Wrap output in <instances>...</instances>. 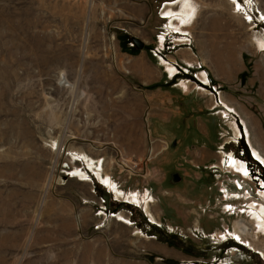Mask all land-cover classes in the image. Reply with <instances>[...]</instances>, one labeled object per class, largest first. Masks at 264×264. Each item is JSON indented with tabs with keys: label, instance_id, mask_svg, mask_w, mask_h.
<instances>
[{
	"label": "rangeland",
	"instance_id": "obj_1",
	"mask_svg": "<svg viewBox=\"0 0 264 264\" xmlns=\"http://www.w3.org/2000/svg\"><path fill=\"white\" fill-rule=\"evenodd\" d=\"M141 1L154 42L136 50ZM231 1L0 0V264H264V190L224 166L264 183V0ZM87 162L124 195L108 208Z\"/></svg>",
	"mask_w": 264,
	"mask_h": 264
},
{
	"label": "bare ground",
	"instance_id": "obj_2",
	"mask_svg": "<svg viewBox=\"0 0 264 264\" xmlns=\"http://www.w3.org/2000/svg\"><path fill=\"white\" fill-rule=\"evenodd\" d=\"M186 2V1H185ZM177 3V2H176ZM187 3H188V1H187ZM231 3H233V0L231 1ZM234 4V6H236L237 7V2L236 3H233ZM172 5H177V4H171V5H169L168 7L170 8V7H173ZM187 7H188V5H187ZM187 7H186V10H188L187 9ZM169 8H167V9H165V14H166V16H169L170 14L171 15H173V13L172 12H169L170 11V9ZM236 9H238V8H236ZM175 15H177V14H175ZM185 15H188L187 14V11H186V13H184V17H185ZM180 19V18H179ZM251 20V19H250ZM168 21H169V19H168ZM181 21H182V19H181ZM180 21V22H181ZM183 22V21H182ZM182 24H184V23H182ZM263 48H264V46H263ZM262 50H264V49H262ZM168 69V71H169V73H170V75H172L173 73H174V70H173V68L172 67H169V68H167ZM228 68H223L222 69V71L223 72H227L228 73V70H227ZM61 83H63L64 84V82H63V79H61V81H60ZM244 130L246 131V127L244 126ZM246 136H247V131H246ZM238 136V135H237ZM248 140V139H247ZM248 144H249V148H250V151H251V154H252V157L255 159H253L252 157H251V159L254 161V162H256L259 166H260V164L261 165H263V168H264V158L262 157V156H260L259 154V152L257 151V150H255V148L252 146V144H251V142H249L248 141ZM233 158V157H232ZM230 156L229 157H227V160H226V158H225V161H224V166H225V169L226 170H228L230 173H232L233 172V174H235V175H237V176H239V178H242V179H244L245 181H248V180H250V174H248L247 172H249L247 169H246V165L244 164V163H242L243 164V166L242 165H239L238 163H236L235 162V159L233 160ZM90 161V160H89ZM88 161V162H89ZM88 162H87V166H88V168L91 170L92 169V167H90V165L88 164ZM260 163V164H259ZM91 164H92V161H91ZM97 164V163H96ZM91 166H94V167H96L95 165H91ZM99 166V165H98ZM94 167H93V169H94ZM100 168V167H99ZM262 168V167H261ZM102 169V168H101ZM94 170H96V168L94 169ZM94 170H91V172L92 173H94V175L96 176V179H97V182H99V184H100V186L101 187H103L104 189H106L107 190V193H108V195L109 196H113L114 197V199H118V195H122L121 193H120V191L119 190H116L117 188H116V186L110 181V179H109V177H107V176H105V177H103V176H101L100 174H98L97 173V171H99V170H96V171H94ZM264 170V169H263ZM232 171V172H231ZM245 172L247 173V176L245 175ZM74 175V174H73ZM81 182H84V181H81ZM261 183V185L263 186L264 185V183H262V182H260ZM261 189V188H260ZM264 190V189H263ZM260 191V195H259V197L261 198V199H263L264 198V192L263 191H261V190H259ZM106 192V191H105ZM122 196H124V195H122ZM263 198H262V197ZM129 202H130V204L131 205H133V204H139V201L137 200V197L134 195V196H131V199L129 200ZM146 203V202H145ZM250 209L251 210H253L255 213H254V215H252V219L254 220V221H256V222H258L262 227H261V229L263 230V235H264V221H263V216H264V211H263V209L261 208V207H258V206H255V205H251V207H250ZM144 210H145V212L147 213L146 215L150 218V220H151V218H152V215H151V213L150 212H148V202L145 204V207H144ZM117 219H119L118 220V222L119 223H122V224H128V223H124V219H122L121 217H119V218H117ZM152 222V221H151ZM252 224H254L253 222H252ZM129 225V224H128ZM236 226H239V228H240V226H241V228H242V230H239L238 231V233H240V234H242L243 232H244V230L246 229V227H244V226H242L240 223L239 224H235ZM237 233V232H236ZM235 233V235H236V237L238 238V239H240V236L238 235V233L236 234ZM244 234V233H243ZM235 240V239H234ZM240 245V244H239ZM245 247V246H244ZM251 248V247H250ZM252 251H253V249H252ZM253 252H257V254H260V258H262V260L264 261V254H263V251H253ZM258 257H259V255H258Z\"/></svg>",
	"mask_w": 264,
	"mask_h": 264
},
{
	"label": "built area",
	"instance_id": "obj_3",
	"mask_svg": "<svg viewBox=\"0 0 264 264\" xmlns=\"http://www.w3.org/2000/svg\"><path fill=\"white\" fill-rule=\"evenodd\" d=\"M166 1V0H165ZM169 4H172V2L171 3H169ZM166 5H168V4H166ZM166 5H165V7H166ZM163 10H164V7L161 9V12H160V18L161 19H165L166 21H167V24H168V20L166 19V17H165V15L164 14H162V12H163ZM168 28V30H170L171 31V34H170V36L173 38V37H178V38H176V39H174L172 42L174 43V42H176V43H174V46L176 47L177 45H184V46H187V47H189L190 46V37H189V35L187 34V32L185 31V32H181V33H179V32H176L175 30H172V29H170V27L168 26L167 27ZM166 42V37L165 36H159L158 38H157V46H155L154 47V49H153V51H152V54H154V55H156V56H160L161 55V53H162V50H163V46H164V43ZM162 62V63H161ZM160 63L161 64H163L164 65V69H165V71H164V73L166 74V76L168 77V79L169 80H172L175 76H176V74H179V70H178V68L173 64V63H171L169 60H166V61H164L163 60V58H161L160 59ZM168 64H172L177 70L174 72V74H173V77H170L169 75H168V73L166 72V65H168ZM197 66L200 68V65L199 64H197ZM182 71V73L183 74H185V75H187L188 74V71L186 70V69H182L181 70ZM200 74H203L204 75V77L205 78H208L207 77V75L205 74V72H203V71H200L199 73H197V74H193V78L191 77L190 79H191V81L192 82H190L191 83V85L193 86V90H195L194 88L195 87H199V88H202V89H204V90H206V91H208V90H210L211 91V95H213V97H214V100H215V102H214V107H221L222 108V105H221V103H220V96H219V94H218V92L216 91V89L214 88V87H209V85L210 84H208V85H203L202 83H201V81H199V75ZM183 81H185V80H183ZM180 82H182V80H180V81H178V85H179V83ZM208 83H209V80H208ZM180 88V87H179ZM208 89V90H207ZM195 91H197V90H195ZM198 92V91H197ZM199 93V92H198ZM210 93V92H209ZM215 96H217V98H215ZM221 112V111H220ZM230 140H232V139H230ZM238 142H240L241 141V139H239V140H237ZM232 144H233V140H232ZM250 170H251V168H250ZM233 174V173H232ZM235 176H237V175H235ZM238 178H239V176H237ZM240 180H243L242 178H239ZM136 194H138V193H136Z\"/></svg>",
	"mask_w": 264,
	"mask_h": 264
},
{
	"label": "crops",
	"instance_id": "obj_4",
	"mask_svg": "<svg viewBox=\"0 0 264 264\" xmlns=\"http://www.w3.org/2000/svg\"><path fill=\"white\" fill-rule=\"evenodd\" d=\"M135 9H136V14L134 16L135 20L143 23V26L137 27L136 32L139 35V36H137V38L144 44V47H145V45L149 46V45L153 44V42H154V38H153L154 36L153 35H154L155 31L151 30L152 28H149V29L146 28L147 24H149V21H147L148 23L146 22L145 16L148 12L151 11V9L149 7L148 2H145V1L136 2L135 3ZM151 13H152V11H151ZM180 13H183V12H180ZM179 16L183 17L184 14H181ZM210 41H211V39L208 40L209 43H210ZM195 48H196L197 54L200 55L201 59H203V57H206V55H205L206 53L204 52L202 41L199 40V38L197 39ZM208 48H210V51H212L215 49V46L212 45V46H209ZM183 56H185V55H183ZM187 61L189 62L190 58H189V60L187 59ZM168 65L173 68L172 64H168ZM156 70L158 73L157 75L162 78L163 72L159 68H156Z\"/></svg>",
	"mask_w": 264,
	"mask_h": 264
},
{
	"label": "water",
	"instance_id": "obj_5",
	"mask_svg": "<svg viewBox=\"0 0 264 264\" xmlns=\"http://www.w3.org/2000/svg\"><path fill=\"white\" fill-rule=\"evenodd\" d=\"M131 42L133 44V46L135 47L136 50H143L144 45L139 42L138 40H136L135 38L131 39ZM181 181V178L179 177V175L177 173H173L171 174V181L170 183L172 185H175L177 183H179ZM102 199L105 201V206L108 208V204H109V195L107 192H105L103 189L100 193Z\"/></svg>",
	"mask_w": 264,
	"mask_h": 264
},
{
	"label": "snow or ice",
	"instance_id": "obj_6",
	"mask_svg": "<svg viewBox=\"0 0 264 264\" xmlns=\"http://www.w3.org/2000/svg\"><path fill=\"white\" fill-rule=\"evenodd\" d=\"M233 3H236V0H233ZM237 8L239 9V5H237Z\"/></svg>",
	"mask_w": 264,
	"mask_h": 264
},
{
	"label": "flooded vegetation",
	"instance_id": "obj_7",
	"mask_svg": "<svg viewBox=\"0 0 264 264\" xmlns=\"http://www.w3.org/2000/svg\"><path fill=\"white\" fill-rule=\"evenodd\" d=\"M238 193V192H237ZM109 199H110V197H109Z\"/></svg>",
	"mask_w": 264,
	"mask_h": 264
}]
</instances>
